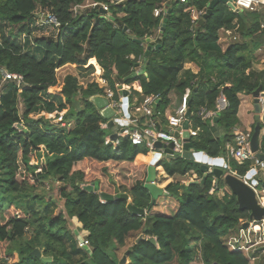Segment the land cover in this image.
<instances>
[{"label": "trees", "instance_id": "trees-1", "mask_svg": "<svg viewBox=\"0 0 264 264\" xmlns=\"http://www.w3.org/2000/svg\"><path fill=\"white\" fill-rule=\"evenodd\" d=\"M210 1L168 6L163 33L149 43L162 24L153 10L163 0L118 4L111 0H0V68L23 77L19 87L6 82L0 96V264H120L113 251L124 247L134 233L145 238L127 249V264H194L197 257L203 264H253L224 243L249 213L239 209L222 178L215 184L214 175L204 174L190 151L168 156L157 166L171 181L152 203L144 188L150 151L144 144L133 145L128 137H117L116 146L106 143L112 134L101 124L107 121L89 101L104 96L106 89L118 99L115 85L137 82L140 91L131 88L128 106L133 95L139 101L155 97L153 118L164 129L170 95L181 101L189 90V129L196 131L191 149L209 158L223 156L240 124L239 95L253 94L259 87L264 93V69L252 68V57L258 49L264 50V12L235 13L218 4L203 22L199 23L202 15L194 24L193 16L205 13ZM86 2L88 7L74 13V7ZM101 5L109 6L107 13ZM36 13L51 14L58 28L49 35L34 36L35 30H44L33 27ZM221 29L234 30L241 41H231L223 50ZM148 46L151 50L145 58ZM141 56L144 74L128 79ZM186 63L195 64L199 72L185 70ZM66 67L75 69V74H66L59 89L50 92L57 86L58 72ZM95 77L104 78L107 88ZM220 93L227 99V108L217 118L203 120L201 111L213 110ZM18 98L22 112L17 109ZM217 128L223 131L221 137L216 136ZM259 148L264 154V133ZM252 164L228 162L229 171L238 177L246 175ZM191 175L197 183L185 180ZM49 179L62 185L58 195L63 208L57 213L56 201L38 192ZM88 186L98 190L90 192ZM259 186L264 189V183ZM121 188L131 194L130 202L100 200V194L126 193ZM129 206L145 214L136 215ZM72 217L85 233L88 250L78 246L76 235L67 228ZM36 249L40 258L32 255ZM256 264H264V256Z\"/></svg>", "mask_w": 264, "mask_h": 264}, {"label": "built area", "instance_id": "built-area-1", "mask_svg": "<svg viewBox=\"0 0 264 264\" xmlns=\"http://www.w3.org/2000/svg\"><path fill=\"white\" fill-rule=\"evenodd\" d=\"M124 0H111V4H118L123 2ZM188 0H163L162 4L153 10V16L155 18H160L161 22L165 17L168 6L173 3L178 4H186ZM233 6L235 8L234 11H249L254 12L258 6L264 7V0H231ZM89 5H82L74 7V13L78 11V9H84ZM108 5H101V11L104 13L108 12ZM204 15L203 12H197L193 18L192 22L195 24L197 19ZM38 16L36 21L41 27H48L52 31H55L59 24L56 19L51 14L44 13H36ZM108 17V16H107ZM41 18V19H40ZM263 27V26H262ZM224 30V29H221ZM160 29L156 32V36H150L148 38L149 43H155L157 39H159ZM229 35H233L232 41H236L238 38L236 37L238 34L235 33L234 30L225 31ZM239 37V36H238ZM264 50L258 49L257 52L261 53ZM145 64V58L143 56L139 57L138 64L135 67V73H138L141 65ZM0 76L3 82H12L16 86H20L23 84V77L17 73H10L3 68H0ZM101 85L106 86V80L100 77ZM118 86V85H117ZM120 87V86H119ZM120 94L118 95V99L114 98V93L106 89L104 97L109 101V107H111L115 111V119L114 122L116 125H119L118 131L116 133L117 137H128L133 145H142L144 144L151 153V156L157 152V149L154 148V144L157 142H161L163 144H167L172 142L174 145L173 152L174 154H183L182 143L178 142V139L174 137V133L181 132V125L184 121L185 113L187 111V97L189 90L186 91L185 95H183L180 105L176 109L174 116H172L169 121L170 130L166 132H161L156 129L157 122L154 120V104L156 98L153 96L144 97L141 103V109L144 116L147 119L146 127L140 128L138 126H134L132 129L121 127V122L124 121L125 115L122 111V95L121 88ZM1 92V91H0ZM228 106L227 99L223 93H220L215 101V106L213 110H203L200 113V116L203 120H212L218 117V115L224 111ZM129 107V106H128ZM259 107L262 114H264V95H260L259 97ZM101 128H107V124H101ZM190 134L192 136L196 135V131L190 130ZM117 137L115 140H112L110 137L106 138V143H112L114 146L118 144ZM250 133H234V139L231 144H227L225 146V153L222 158L223 167H226L229 170L228 162L230 160H234L238 164H242L246 161L255 162V165L250 168L255 170V175L257 173V168L264 165V162H258L254 155L250 151ZM162 151V150H161ZM195 160V159H194ZM157 161H152L150 164L155 165ZM198 163V162H197ZM249 170V171H250ZM249 171L247 173H249ZM246 173V174H247ZM255 175L251 179H247L246 175L240 177L244 181V183L249 186L255 193V197L257 203L260 207L264 208L263 198H264V189H261L259 186L260 181L256 179ZM165 192V191H164ZM211 190L209 193H212ZM247 224V227L244 225ZM82 239V238H81ZM225 245L231 250L235 252H242L245 256L250 260V262L254 263L260 260L264 256V218L260 221H254L250 218L246 220H241L240 225L236 230L231 231L227 234L224 239ZM88 242L83 238L81 242H79L80 247H87ZM194 264H203L200 260V257H197L194 261Z\"/></svg>", "mask_w": 264, "mask_h": 264}, {"label": "water", "instance_id": "water-1", "mask_svg": "<svg viewBox=\"0 0 264 264\" xmlns=\"http://www.w3.org/2000/svg\"><path fill=\"white\" fill-rule=\"evenodd\" d=\"M218 4L225 5L229 9L235 10L231 0H211L206 9V12L204 13L203 17L199 20V23L203 22L209 15H211L213 8ZM169 14L170 11L167 10V13L163 18L160 27V33H163L165 29ZM150 50H151V46H148L144 53L145 58L148 56ZM145 70H146V64H143L141 65L139 72L138 73L133 72L128 77V79H133L141 74H144ZM260 90L261 87L255 90L252 94L254 112L256 113V116H255V125L250 139V151L258 162H264V154L260 152V148H259V138L261 132V125L259 118V114L261 113L259 107V97L261 95ZM121 94H122V104H123L122 111L126 117L128 115L129 92L126 91L125 89H121ZM89 101L94 106V108L99 112L100 116L107 121V128L108 129L113 128L115 126V122H114L115 111L111 107H109L108 99L105 98L104 96H94L91 97ZM190 119H191L190 110H187L185 113L184 121L182 122L181 125V132L179 133L176 131L174 133V137L178 139L179 143H182L183 151L185 152L190 151V153H192L193 158L195 159L194 161L200 163L201 171L204 174L212 173L214 175L215 184H217L219 180L222 178L223 183L228 188L230 193L235 196L239 209L241 211H247L249 213L250 219L254 221H260L262 218H264V208L258 205L254 191L244 183L242 178L230 172L224 173L223 170L225 169L228 170V169L226 167H223L222 158H209L203 152H195L193 149H191L190 139L192 135L190 134V129H189ZM116 137L117 135L113 134L110 138L112 140H115ZM154 148L163 150L164 153H166L167 155H174L173 152L174 145L172 142H169L167 144L157 142L154 144ZM254 175H255V170L251 169L249 173L246 174V178L251 179ZM155 179H156V170L152 164L148 168V176L144 184V188L147 189L152 196V203L162 194V191L158 188V186L155 183ZM192 183H197V181H192ZM86 189L90 192H94V191L96 192L98 190L97 187L94 188L92 186H88L86 187ZM117 199H123L130 202L129 195L127 193H122L117 196L100 194V200L102 202H108V201L111 202ZM129 210L136 215L143 216L145 214L144 210L137 209L133 206H129ZM247 226H248L247 224L244 225V227ZM78 240L79 242H81L82 241L81 237H78ZM84 249L88 250L87 247H85ZM32 255L35 256L36 258L41 257V253L37 249L32 252ZM42 260L44 262L51 261L49 258H42ZM124 262L125 259H122L120 261V264H124Z\"/></svg>", "mask_w": 264, "mask_h": 264}, {"label": "rangeland", "instance_id": "rangeland-1", "mask_svg": "<svg viewBox=\"0 0 264 264\" xmlns=\"http://www.w3.org/2000/svg\"><path fill=\"white\" fill-rule=\"evenodd\" d=\"M87 3L88 2H86L85 4H87ZM232 12L238 13L237 11H234V10H232ZM243 12H249V11H243ZM254 12H264V7L263 6H258ZM37 17L38 16H36V14H35V24H34L35 26H33V27L42 28L39 24H37V21L39 19ZM36 19H37V21H36ZM247 22H248V24L250 23V18L247 19ZM52 32L53 31L50 28L45 27L44 30H35L33 32V35L34 36L49 35ZM238 36H239V34L236 36L238 38L237 41H241L240 36L239 37ZM227 44L228 43H226V42H222L221 43L222 46H226ZM252 59H253V65H256V66H259V65L263 66L264 65V56L263 55L257 54L255 56H253ZM255 71H257V70H255ZM68 73L75 74V69H73L71 67H66V68L61 69L58 72V74H57V86L53 87L50 90V92H56L59 89L60 82L62 81L63 77L66 74H68ZM89 79L90 78H88V80ZM95 80L101 85V82L99 81L100 79H98L97 77H95ZM5 84L6 83L3 82L2 80L0 81V91H2L3 87H5ZM115 86L117 87L116 91H118L117 94L119 95L120 94V87L117 86V85H115ZM131 86H132V84H131ZM129 87H130L129 85H123V87L121 89H125L126 91H128ZM106 88H107V85H106ZM112 92L114 93V91H112ZM0 96H1V92H0ZM170 98H171V96H170ZM138 102H141V101H138ZM242 102H243L242 103L243 104L242 105L243 106V109H241V112L239 110L238 117L240 118V121H242L243 124L241 125V123H240V127L237 129V132H240V133H250L251 134V132L253 130V127L255 125V116H256V113L254 112V104H253V96H252V94H249V95H245L244 94L243 95V98H242ZM136 104H138V106L140 107V104L139 103H136ZM75 105L78 106V104L75 103L74 104V107H75ZM23 107L24 106H23V104L21 102V99L18 98V100H17V109H18V111L19 112H22ZM76 109H78V108H76ZM172 115L174 116V114H172ZM259 118H260V125L264 126V114L260 113L259 114ZM112 131L113 132L116 131V127L115 126L110 129V132H112ZM263 133H264V129L261 128L260 138L263 135ZM32 159L36 161L35 155L32 156ZM18 165H19V168H20L19 169V172L20 173H23L24 169H23V167L21 165L20 160H18ZM263 167L264 166L258 167L257 168V173L255 175L256 179H258L262 183H264V174H261V171H263V173H264V168ZM229 172L230 171L228 170V173ZM230 173H232V172H230ZM232 174H234V173H232ZM195 179H196V176L195 175H191L190 177H187L185 180L189 181V180H195ZM164 181H165V179H163V176L160 175V171L159 172H156L155 183H156V185L158 186L159 189H164V187L166 186V183H168V181L167 182H164ZM61 186L62 185H61L60 182H58V181H56L54 179H49V180L44 181L43 182V185L38 190V192L40 194H42L43 196L48 197L49 199H52V200H55L56 201L58 207H57V210H55V213L59 212L63 208V200H61L60 197H59V195H58L59 188ZM119 191L120 192H122V191L126 192L129 195L130 201L132 200L131 194L125 188H121V189H119ZM218 193H219V194H217L218 197H221L223 192H220L219 191ZM67 228L74 235H76L77 240H78V237H81L82 239L85 237V233L81 230V225L76 221L75 218L72 217V218H69L68 219ZM26 236H29V233H27ZM143 237H144V235H142V234H137V233L131 234L129 236V238L126 240V243H125L124 247L116 248L113 251L115 253L117 259L119 260V262L122 259H125L124 264H127L128 263V260L126 258L127 249L134 242H136L137 240H139V239H141ZM78 246H79V240H78ZM256 263H253V264H256Z\"/></svg>", "mask_w": 264, "mask_h": 264}, {"label": "crops", "instance_id": "crops-1", "mask_svg": "<svg viewBox=\"0 0 264 264\" xmlns=\"http://www.w3.org/2000/svg\"><path fill=\"white\" fill-rule=\"evenodd\" d=\"M229 10H231V9H229ZM232 11V10H231ZM237 12H239V11H237ZM226 30H220V32H219V36H220V40H219V44H220V46H221V48L223 49V50H225V48L228 46V44L230 43V41H232V37H233V35H229V34H227L226 32H225ZM227 31H229V30H227ZM231 31V30H230ZM156 32L153 34V35H151V36H156ZM222 42H226V43H228L226 46H222L221 45V43ZM257 54H261V55H263L264 56V51L263 52H261V53H259V52H256L255 53V55H257ZM183 68L185 69V70H190L193 74H197L198 72H199V68L195 65V64H193V63H186V64H184L183 65ZM252 68H253V70H257V71H261V70H263L264 69V65L263 66H261V65H259V66H256V65H252ZM136 84H137V87H136ZM131 88L132 89H134V90H136V91H140V87H139V84L137 83V82H135V83H133L132 84V86L130 85V87H129V89H128V92H129V95H130V90H131ZM188 94L190 93V92H187ZM264 95V93L263 92H261V95ZM243 95L244 94H240L239 95V99H240V106H239V110H240V112H241V109H243V102H242V98H243ZM171 96V103H170V105H169V107H168V109H166V111H165V113H164V117L166 118V120H167V125L164 127V129H160L159 128V124L157 123V127H156V129L158 130V131H161V132H166V131H169L170 130V127H169V124H168V121H169V119L173 116L172 114H174L175 113V111H176V109L178 108V106L180 105V98L179 97H177L176 95H174V94H172V95H170ZM139 101V96H135V95H133L132 96V103L133 104H131L129 107H128V115L124 118V121L123 122H121V127H123V128H128V129H132L134 126H138V127H140V128H145L146 127V122H147V119H146V117L144 116V114H143V112H142V109H141V103H142V101L141 102H138ZM155 102H156V100H155ZM136 103H139L140 104V107L138 106V104H136ZM76 108H78L79 109V107L77 106V105H75V109ZM78 109H76V110H78ZM140 111V112H139ZM239 112V111H238ZM237 116H238V114H237ZM238 119H239V122L241 123V125L243 124L242 123V121H240V118L238 117ZM155 120V119H154ZM156 121V120H155ZM115 127H116V133H117V131H118V128H119V125H116L115 124ZM240 127V124H239V126L237 127V128H235L234 130H233V135H234V133H236L237 132V129ZM191 130V129H190ZM115 132H111V134L113 135V134H116ZM222 134H223V131H222V129L221 128H217V130H216V136L217 137H221L222 136ZM233 142V141H232ZM227 144H231V143H227ZM226 144V145H227ZM225 145V146H226ZM185 152V151H184ZM184 152H183V154H184ZM182 154V155H183ZM168 156H173V155H167L166 153H164V151L162 150L161 151V149H157V152L155 153V154H153V156H152V161H157L156 162V164L155 165H153L154 167H155V170H156V172H159L160 171V175H162L163 176V179H165V181L164 182H167L168 181V183L171 181V179L170 178H168L167 176H166V174L164 173V171H163V169L161 168V167H159V166H157L158 165V162L159 161H162L163 159H165L166 157H168ZM221 157V156H220ZM220 157H218V158H220ZM255 165V162H253V164H252V166H254ZM264 166V165H263ZM264 168V167H263ZM158 170V171H157ZM261 174H264L263 173V171H261ZM192 181H197L196 179L195 180H191V182ZM168 183H166V185L168 184ZM165 188V187H164ZM162 192H164V189H160ZM213 193V192H212ZM212 193H210V194H212ZM222 195H223V193H222ZM257 262V261H256ZM255 263V262H254Z\"/></svg>", "mask_w": 264, "mask_h": 264}, {"label": "bare ground", "instance_id": "bare-ground-1", "mask_svg": "<svg viewBox=\"0 0 264 264\" xmlns=\"http://www.w3.org/2000/svg\"><path fill=\"white\" fill-rule=\"evenodd\" d=\"M263 204H264V198H263Z\"/></svg>", "mask_w": 264, "mask_h": 264}]
</instances>
